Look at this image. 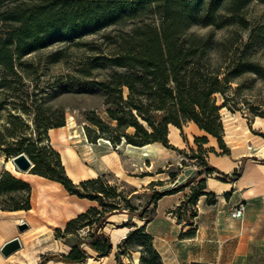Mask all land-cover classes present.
Returning <instances> with one entry per match:
<instances>
[{
    "label": "trees",
    "instance_id": "obj_1",
    "mask_svg": "<svg viewBox=\"0 0 264 264\" xmlns=\"http://www.w3.org/2000/svg\"><path fill=\"white\" fill-rule=\"evenodd\" d=\"M253 1L264 0H0V70L16 75L15 68L22 67L21 60L30 54L57 44L75 43L155 13L159 17L157 24L129 22L130 30L116 41L112 54L102 56V66L95 64L110 70L108 80L98 85L105 95L109 118L117 122L121 138L132 147L161 143L168 148V126L181 128L187 122L215 137L224 147L220 110L235 106L238 93L246 88L243 77H254L250 86L264 77L262 67L251 59L262 43L260 35L264 28L252 27L242 17L243 10ZM192 26L216 30L237 27L247 31L248 38L245 41L236 37L217 39L212 32L200 36L189 32ZM59 55L55 54L57 58ZM0 86L9 87L3 76ZM124 89H127L125 98ZM219 98L223 99L221 106ZM21 110L28 112L29 108L23 105ZM253 115L261 116L257 112ZM49 128V124L38 125L36 139L15 138L9 134L13 142H7L0 152L7 159L25 154L33 164L32 174L57 182L70 195L96 205L69 220L64 229H56L55 238L69 246V252L44 255L38 264L50 260L82 264L88 258L86 248L99 256H107L112 251V243L104 228L111 216L122 213L143 222L127 234V240L133 237L143 240L150 255L162 264L152 237L146 232L154 213L146 216V209L151 203L155 207L162 197L182 191L191 181L176 189L153 190L147 206L138 211L101 176L73 183L65 175L59 155L42 143ZM127 128H133L134 135L126 134ZM196 141L206 143L207 138ZM201 164L197 177L214 173L225 176L202 160ZM239 176L236 174L235 179ZM22 189L25 191L21 204H7L15 201L10 195ZM205 189V182L201 180L199 191H191L190 202L196 204L200 196L208 195L203 193ZM2 196L10 198L0 201L1 211L31 208V186L9 172L0 176ZM194 234L191 229L180 237L191 238ZM124 242L118 245V250Z\"/></svg>",
    "mask_w": 264,
    "mask_h": 264
},
{
    "label": "rangeland",
    "instance_id": "obj_2",
    "mask_svg": "<svg viewBox=\"0 0 264 264\" xmlns=\"http://www.w3.org/2000/svg\"><path fill=\"white\" fill-rule=\"evenodd\" d=\"M242 17L252 27L264 28V1L251 2L243 10ZM129 22L157 24L159 17L155 13H147L125 25L87 36L75 43L57 44L30 54L21 60L22 67L15 68L16 75L0 70V81L3 76L9 82L8 88L0 86V148H5L7 142H13L9 134L15 138L26 136L36 139L39 134L38 125L41 127L49 124L51 128L47 130V138L43 136L42 143L59 155L65 175L73 183L101 176L108 186L115 187L117 193H122L138 211L147 206L153 190L163 192L176 189L191 181L188 187L179 191L187 195H183L179 204L169 212L175 217L176 224L190 227V222L196 216V204L189 199L191 191L196 189L198 192L201 180H204L206 186L205 178L214 177L203 174L181 185L178 183L180 170L195 167L199 171L202 168L201 160L210 165L215 157H226L236 163V169L228 178L223 175L220 178L233 182L242 178L247 160L264 166V77L256 79L252 86L250 84L254 77H243L246 88L238 93L235 106L220 110L224 147L215 137L187 122L181 128L168 126V148L161 143H154L144 149H133L121 138L117 122L109 118L108 107L104 104L105 95L98 86L108 80L110 70L95 67L97 62L102 66V56L112 54L116 41L130 30ZM189 32L200 36L212 32L217 39L236 37L245 41L248 38V32L237 27L216 30L192 26ZM260 40L262 43L254 50L251 59L262 67L264 76V30ZM55 54L60 55L57 58ZM232 87L235 88L236 84H232ZM126 96L127 89H124V98ZM222 103L223 99L219 98L218 105ZM23 105L29 108L28 112L21 110ZM254 112L261 116H254ZM134 132L133 128L125 130L131 136ZM172 132L176 135V141L169 137ZM204 137L207 138L206 143L196 141ZM12 158L14 156L7 159L0 152V176L3 172H9L22 180V176L15 173L19 171L14 167ZM48 158L53 160V156L48 155ZM236 174L240 175L238 179H235ZM24 182L29 184L28 181ZM152 182H155L154 186H150ZM24 191L22 189L10 195L15 201L7 204H21ZM51 193L42 195L31 186L30 209L33 211L21 213L18 225H27L21 232L24 243L46 232L55 249L53 254H63L69 246L55 238L56 229L65 228L69 221L68 211H72L75 218L96 204L72 196L64 188H53ZM10 196H2L0 201L5 202ZM207 201L215 204L216 196L208 193ZM76 204H80L82 212L76 209ZM238 204L243 205L242 202ZM146 210V216L155 213L154 204H149ZM117 215L113 224L126 222L125 227L129 232L143 225L137 218L126 219L123 213ZM55 220L57 224H54ZM55 241L58 242L57 247ZM122 242V248L118 250L117 246L115 251V259L117 253L119 257L117 264H160L158 259L150 255L145 242L140 238L127 240L126 236ZM86 249L89 257L95 256L90 249ZM263 261L261 259L260 263L264 264Z\"/></svg>",
    "mask_w": 264,
    "mask_h": 264
},
{
    "label": "crops",
    "instance_id": "obj_3",
    "mask_svg": "<svg viewBox=\"0 0 264 264\" xmlns=\"http://www.w3.org/2000/svg\"><path fill=\"white\" fill-rule=\"evenodd\" d=\"M169 137L176 141L175 133L172 132ZM127 150L133 151L129 148ZM210 166L225 176H230L236 169V163L226 157H215ZM197 173L198 169L195 167H184L178 175V183H186ZM208 176L214 178H205L206 189L203 193L214 194L216 203L209 204L207 195L200 196L196 202V216L190 222V227L176 224L175 217L169 213L187 193L166 195L157 201L154 217L147 224L146 231L152 237L153 247L160 255L162 264H261L260 260H264V166L247 160L242 178L233 182L220 178L221 175L217 173ZM28 183L42 195L52 194L53 188L63 189L59 183L39 176ZM239 202L243 203L245 209L243 217L236 219L232 214L235 207L239 208ZM75 206L77 210L83 211L80 204ZM31 211L33 209L28 212L0 210V250L16 238L21 243L20 250L8 257L0 253V264H38L42 256L55 253L50 235H46V232L29 243L22 241L24 236L18 230V221L22 218L21 213ZM117 217L118 215L111 216L108 219L110 224L104 228L110 237L112 251L107 256H99L90 250L95 255L93 257H89L87 251L88 258L82 264H117L116 248L129 233L124 226L126 222L113 224V219ZM73 218L72 211H68L67 220ZM125 218L129 219L128 216ZM27 223L30 224L28 221ZM54 224H57L56 220ZM108 225L111 227L108 228ZM191 229L195 231L193 237H180ZM55 245L57 247V241ZM69 250L70 247H67V251L61 255H66ZM46 264L65 263L50 260Z\"/></svg>",
    "mask_w": 264,
    "mask_h": 264
},
{
    "label": "water",
    "instance_id": "obj_4",
    "mask_svg": "<svg viewBox=\"0 0 264 264\" xmlns=\"http://www.w3.org/2000/svg\"><path fill=\"white\" fill-rule=\"evenodd\" d=\"M12 163L14 167L19 171L23 173L31 172V169L33 168L32 162L28 159V157L25 154H19L12 158ZM27 228L26 224H22L18 226V230L20 232L24 231ZM21 248V243L19 239L11 240L10 242L6 243L0 250V253L4 257H8Z\"/></svg>",
    "mask_w": 264,
    "mask_h": 264
},
{
    "label": "bare ground",
    "instance_id": "obj_5",
    "mask_svg": "<svg viewBox=\"0 0 264 264\" xmlns=\"http://www.w3.org/2000/svg\"><path fill=\"white\" fill-rule=\"evenodd\" d=\"M63 138V137H62ZM146 147H148V145H146V146H144V147H141L142 149H144V148H146ZM13 168V170H14V167H12ZM16 174H19V175H21L22 176V180H24V181H28V182H30V181H33V179L35 178V177H38L37 175H35V174H31V173H29V172H27V173H23V172H15ZM40 177V176H39Z\"/></svg>",
    "mask_w": 264,
    "mask_h": 264
},
{
    "label": "built area",
    "instance_id": "obj_6",
    "mask_svg": "<svg viewBox=\"0 0 264 264\" xmlns=\"http://www.w3.org/2000/svg\"><path fill=\"white\" fill-rule=\"evenodd\" d=\"M244 206L243 205H240L239 208H236L234 211H233V218H236V219H240L243 217V214H244ZM22 223V222H20Z\"/></svg>",
    "mask_w": 264,
    "mask_h": 264
}]
</instances>
